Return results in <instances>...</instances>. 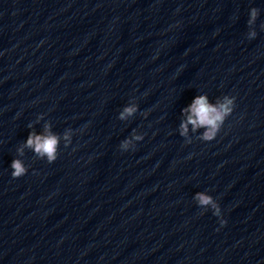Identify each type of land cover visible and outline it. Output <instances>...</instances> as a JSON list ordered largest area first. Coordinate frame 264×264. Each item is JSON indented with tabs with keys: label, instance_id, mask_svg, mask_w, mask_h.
Segmentation results:
<instances>
[{
	"label": "clouds",
	"instance_id": "clouds-1",
	"mask_svg": "<svg viewBox=\"0 0 264 264\" xmlns=\"http://www.w3.org/2000/svg\"><path fill=\"white\" fill-rule=\"evenodd\" d=\"M257 16V10L253 9L251 12V18L248 23L251 25ZM252 37L255 36V32L250 33ZM233 103L232 99L225 97L224 103L219 106H213L208 103L206 96L196 97L190 107L186 110L190 114L187 116V121L181 124V134L184 135L187 132V125H193V128L207 127V131L203 135L204 140H212L215 138L220 125L223 123L226 116H228L232 108L230 107ZM136 111L134 106L125 107L124 110L119 114V119L124 120L128 116L132 115ZM46 131L48 126L46 125ZM67 139V136H65ZM134 139L140 140L143 137L135 136ZM59 138L56 135L51 134L49 131L47 135H36L30 133L26 143L17 149L19 155H23L24 148H30L40 158H47L48 163H52L57 159V148ZM131 143L130 140H124L120 144V148L126 150L128 145ZM11 176L12 178H20L24 176L28 169L20 159H14L11 163ZM195 199L198 201L200 206H208L215 210L214 215H219V207L214 202L213 198L204 193H197ZM221 224L226 223L223 219L220 221Z\"/></svg>",
	"mask_w": 264,
	"mask_h": 264
}]
</instances>
